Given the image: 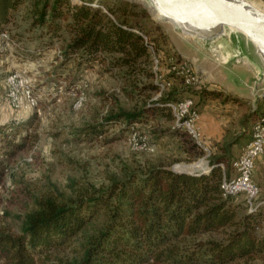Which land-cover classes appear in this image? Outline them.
<instances>
[{
    "label": "trees",
    "instance_id": "1",
    "mask_svg": "<svg viewBox=\"0 0 264 264\" xmlns=\"http://www.w3.org/2000/svg\"><path fill=\"white\" fill-rule=\"evenodd\" d=\"M80 1L77 4L71 0H0V33L8 32L17 14L23 11L28 20L24 29L27 37L45 40L46 45L62 40L63 36L67 38L61 65L71 60L85 65L106 64L119 71L121 78L139 93L157 94L151 53L138 34L149 36L152 31H159L157 26L148 28L147 12L117 0ZM94 4L103 6L106 12ZM151 42L158 44V38L152 37ZM161 74L169 85L159 99L139 111L110 112L101 123L91 126L85 136L94 140L120 126L118 136L110 140L113 141L125 133L131 135L132 125L149 116L159 115L174 122L169 103L198 98L199 104L205 105L209 100L231 99L202 84L185 86L180 77L167 70L169 76L183 84V88L168 91L171 82ZM141 79L146 83L139 87L137 82ZM193 110L197 112L195 105ZM30 125L28 122L24 127ZM172 130L175 136L180 129ZM11 147L14 150L5 154L9 157L21 150L23 144ZM224 163L225 157H214L200 175L176 173L162 162L145 168L124 166L120 177L111 176L106 186H76V182H70L69 196L54 188L34 199L33 209L23 216L18 233L0 231V262L250 264L262 259L264 206L257 202L249 210L245 199L236 202L235 197H222L219 164ZM67 249V256L56 255Z\"/></svg>",
    "mask_w": 264,
    "mask_h": 264
},
{
    "label": "rangeland",
    "instance_id": "2",
    "mask_svg": "<svg viewBox=\"0 0 264 264\" xmlns=\"http://www.w3.org/2000/svg\"><path fill=\"white\" fill-rule=\"evenodd\" d=\"M117 1L144 8L142 0ZM254 1L264 5V0ZM147 14L148 28L159 27V31H152L146 37L159 57L161 72L171 82L168 91L183 88L181 80L167 74L170 63L185 62L201 79L202 86L220 90L231 98L209 100L205 105L193 98L199 114L196 127L202 147L188 134L180 135L186 132L182 129L173 136L174 122L159 115L132 125L152 152L134 149L128 133L110 141L114 135L118 136L120 126L90 140L85 136L88 129L101 123L110 112L139 111L161 95L139 93L134 85L121 78L119 71L109 69L106 64L85 65L71 60L61 65L67 38L63 36L62 40L46 45L45 40L27 37L24 31L27 15L20 11L8 32L0 33V231L18 233L23 216L33 209L34 199L54 188L69 196L70 182H76V186H106L111 176L120 177L124 166L145 168L162 162L174 172L177 166L193 172L207 169L210 159L223 156L226 178L234 176L231 161L241 154L249 134L251 138V128L264 108V95L253 112L251 99L233 93L230 85L236 83L234 78L233 82L226 78L221 83L212 79L213 73L217 74L210 55L170 25L159 23ZM152 37L158 38V44L151 42ZM232 72L250 82L251 75L244 67H233ZM222 74L229 76L226 71ZM11 76L16 77L13 84L8 82ZM145 83V79L137 82L139 87ZM28 90L35 106L26 102ZM28 122L30 127H24ZM13 144L23 147L9 157L5 154L14 150ZM259 158L255 160L256 166ZM234 200L243 202L244 196L238 195ZM68 254L67 249L56 255ZM250 264H264V256Z\"/></svg>",
    "mask_w": 264,
    "mask_h": 264
},
{
    "label": "water",
    "instance_id": "3",
    "mask_svg": "<svg viewBox=\"0 0 264 264\" xmlns=\"http://www.w3.org/2000/svg\"><path fill=\"white\" fill-rule=\"evenodd\" d=\"M142 1L143 9L155 21L170 25L212 57L217 74L211 76L214 81L228 78L233 82L234 78L236 83L230 85L233 93L251 99L252 111H256L258 99L264 95V5L254 0ZM237 66L247 69L250 82L233 75L232 68ZM224 71L229 76L223 75ZM175 172L200 175L205 170Z\"/></svg>",
    "mask_w": 264,
    "mask_h": 264
},
{
    "label": "built area",
    "instance_id": "4",
    "mask_svg": "<svg viewBox=\"0 0 264 264\" xmlns=\"http://www.w3.org/2000/svg\"><path fill=\"white\" fill-rule=\"evenodd\" d=\"M101 9L105 12L102 7ZM138 34L143 38L145 46L151 53L154 83L159 87L158 96H160L169 84L163 81V76L160 72L161 63L153 46L148 41L146 36L140 32H138ZM2 37L5 38V35ZM168 72L180 77L185 86L197 87L202 83L201 79L193 73L191 68L185 62H171L168 67ZM15 78V76H11L8 79V82L13 84L15 82ZM26 102L29 103V106L31 107L36 104L30 90L26 92ZM193 106L194 103L191 99L167 104V107H169L174 116V127L186 131L197 146L202 147L199 142L200 133L196 127L199 114L193 110ZM130 142L133 143V148L139 151H153V149L146 144L145 138L137 135V131L134 129H132ZM263 155L264 108L251 128L250 141L242 150L241 154L231 161V168L234 172V176L232 178H226L224 165L219 164L220 169L223 171L220 184V190L223 198H234L238 195H243L249 210H252L257 202L258 205L264 206V199L258 201L259 190L252 180L255 160Z\"/></svg>",
    "mask_w": 264,
    "mask_h": 264
},
{
    "label": "crops",
    "instance_id": "5",
    "mask_svg": "<svg viewBox=\"0 0 264 264\" xmlns=\"http://www.w3.org/2000/svg\"><path fill=\"white\" fill-rule=\"evenodd\" d=\"M247 141H250V134H249L248 139L244 142H247ZM247 144L246 143L242 144L241 150H243ZM257 163H258V166L255 165V168H254L255 170L253 173L252 180L254 181V184L258 187L259 200H263L264 199V176H263L264 174V155L261 156V158L257 160Z\"/></svg>",
    "mask_w": 264,
    "mask_h": 264
},
{
    "label": "bare ground",
    "instance_id": "6",
    "mask_svg": "<svg viewBox=\"0 0 264 264\" xmlns=\"http://www.w3.org/2000/svg\"><path fill=\"white\" fill-rule=\"evenodd\" d=\"M179 167H180V166L175 167V170H177V171H185V172H189V173H199V172H201V171L206 170V169H203V170H200V171H193V172H190V171H187V170H180Z\"/></svg>",
    "mask_w": 264,
    "mask_h": 264
}]
</instances>
